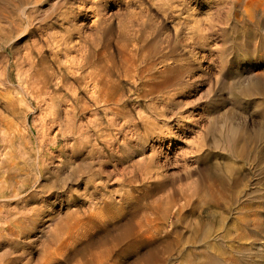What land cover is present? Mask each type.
I'll use <instances>...</instances> for the list:
<instances>
[{"label": "rangeland", "instance_id": "1", "mask_svg": "<svg viewBox=\"0 0 264 264\" xmlns=\"http://www.w3.org/2000/svg\"><path fill=\"white\" fill-rule=\"evenodd\" d=\"M171 1L177 6L176 10H183L174 12V15L180 17L179 21L191 20L187 23L189 26L182 25L179 30L178 19L170 17L169 11L163 12V9L157 7L159 4L155 6L156 1L153 0H0V114H3L0 115V120H3L0 121V162H3V165L0 163V264H186V259H189L187 264H210L211 261L215 263L216 259L217 263L221 261L220 264H264V20L257 10H253L257 13L252 12L251 20H246L238 7L232 13L230 6L224 1ZM87 2L93 5L90 7ZM80 5L83 9L79 8ZM93 8L107 16L103 18L104 21L101 19L102 23L97 19V11L94 12ZM148 12L154 17L161 14L156 16L157 20L152 18L153 23H150L148 18L151 19L152 15ZM136 14L140 17L139 20ZM163 14H167L166 19L165 15L161 17ZM66 16L67 20L64 18ZM69 18H72L71 22H68ZM159 18L163 21L160 22ZM106 22L109 24L106 25ZM134 22L139 30L134 29ZM136 23H139V26L142 24L143 27H140L145 28L143 30L147 31L146 33L150 30L151 38L146 40L149 42L152 39L154 42H149L150 47L153 45L152 50L160 51L164 48L162 53L166 49V53L170 51L168 55L176 52L167 56V63L162 62L169 64L170 61L171 72L167 71V74L157 78L154 88H138L116 71L121 64L118 55H121L125 41L124 31L126 36H133L136 31H140ZM98 24L102 28L105 24L106 28L103 29L106 30ZM201 24L203 27L207 24L210 27L206 25V29H211L205 31ZM69 25L73 29L77 27L73 30L76 33L71 31L73 41L82 40L84 37L86 45L89 44L87 40L90 41V47H95L96 44V47L91 49L99 50L98 53L102 52L105 56L102 60L97 59L98 61H104L107 65L116 62L111 67H116L114 73L117 75L115 74V77L113 73L111 80L117 82L122 79L115 84L114 89L122 87L120 90L124 91L117 89L115 92V96L122 100L116 107L122 108L121 113L115 115L114 111L102 112L101 107L85 104L90 106L86 107L82 102L80 105L83 107H79L78 103L72 104L70 110H65L64 104L58 103L59 93L53 95L55 100L51 101L58 105L56 112V106L55 109H48L46 104L40 106L31 94H28L29 91H25L26 81H31L34 75V69L31 68L34 63L31 61L37 59V47L42 43H45L42 46L46 47L45 40H52V36L57 38ZM108 25L110 26L107 27ZM160 25L164 27L163 31ZM193 25H200L204 33L201 42L196 43H199L198 45L189 39L191 34H185L189 30L191 33L190 27ZM118 31L119 34H116ZM109 32L110 35L107 34ZM156 32L159 33L158 36ZM106 36H110L111 43ZM113 38L119 43H115ZM118 38L122 41L117 40ZM131 40L134 38H129L127 44H130ZM120 43L121 48L115 47ZM183 45L188 49L183 48ZM107 51L113 55H107ZM108 56L112 63L107 61ZM162 63L155 69H162ZM189 69L190 71H187ZM75 71L77 72L76 69ZM84 74L86 73H82ZM29 76L31 78H28ZM164 77L167 83L161 86L165 83ZM171 80L178 84H172ZM87 81L88 85L92 83ZM170 84L175 91L168 88L171 87ZM82 87L84 86L81 85L78 90L79 98L86 95V90ZM89 89L94 91L92 86L88 87ZM158 89L164 92L161 93ZM151 91L157 95L152 93V96ZM9 99L21 101L23 104L19 103V106L17 103L16 107L11 108L7 105L15 114L9 113L7 109L5 101ZM26 106L28 108L25 109ZM64 110L67 112H63ZM122 110L125 113L122 114ZM51 112L53 113L50 115ZM59 114L64 116L60 117ZM73 114L75 117L71 116ZM73 117L74 121L71 120ZM141 117L148 120L147 123L138 122ZM154 123L157 126H154ZM76 128L83 136L79 135ZM152 130L159 131L160 134ZM151 131L155 135L150 134ZM15 158H18V161H14ZM7 161L13 166H9ZM4 164L7 165L6 169ZM10 168L13 170H9ZM205 175L220 177L223 180L225 178V182L228 179L226 183L232 188V193L227 195L225 201L218 203L222 211L217 205L210 204L204 194H200V185L204 182L203 179H206ZM155 176L158 177L156 181ZM192 189L198 192L193 195ZM179 207H183L182 210ZM221 215L226 218L224 223ZM218 218L223 221L220 219L219 222ZM204 219L209 225L204 224ZM152 221H157V224H152ZM154 225H159L155 226L159 233ZM219 226L220 229L215 228ZM207 230L210 233L208 231L206 234ZM193 231H197L196 234L200 237L204 236L199 237L200 242ZM204 247H208V250ZM208 253L214 254L211 257ZM185 254L191 256L192 262ZM208 256L211 261L206 260L209 259Z\"/></svg>", "mask_w": 264, "mask_h": 264}, {"label": "bare ground", "instance_id": "2", "mask_svg": "<svg viewBox=\"0 0 264 264\" xmlns=\"http://www.w3.org/2000/svg\"><path fill=\"white\" fill-rule=\"evenodd\" d=\"M103 1V0H102ZM133 1V0H132ZM141 1V0H140ZM153 1H156L155 3H154V5L155 6H157L158 4H159V6H157L158 8H160V9H163V12H165L166 13V11H169V13H168V15H170V17H174V19H175V17H176V19H178V22H177V24H179V25H177V27H178V29L180 30V28H181V26L183 25V26H186V25H188L189 24V22L191 21H189V22H185L184 20L183 21H179V16H175L174 14V12H179V11H183L182 9H175V8H177V6L176 5H174L173 4V2L170 0H153ZM175 1H177V0H175ZM174 1V2H175ZM183 1V0H182ZM187 1V0H186ZM219 1H224V2H226L230 7V9H231V11H232V13H233V10L236 8V10H237V7L241 10L240 12H242L243 13V15H244V17H245V19L246 20H251V16H252V12H253V10H257V11H260V13H261V19H263L264 20V0H219ZM83 2V1H82ZM93 2V1H92ZM99 2V1H98ZM115 2V1H114ZM128 2V1H127ZM135 2H137V1H135ZM139 2V1H138ZM137 2V3H138ZM147 2V1H146ZM88 3V2H87ZM100 3V2H99ZM103 3H105V2H103ZM142 3V2H141ZM145 3V2H144ZM153 3V2H152ZM183 3V2H182ZM219 3V2H218ZM223 3V2H222ZM84 4V3H83ZM89 4V3H88ZM120 4H121V2H120ZM119 4V5H120ZM127 4V3H126ZM125 4V5H126ZM132 4V3H131ZM151 4V3H150ZM177 4V3H176ZM178 4H179V1H178ZM82 5V4H81ZM81 5L79 6V8L81 7ZM93 4H89V6L91 7ZM99 5V4H98ZM127 5H129V4H127ZM126 5V6H127ZM183 5V4H182ZM83 6V5H82ZM131 6V5H130ZM133 6V5H132ZM139 6V5H138ZM152 6V5H151ZM180 6V5H179ZM185 6V5H184ZM88 7V6H87ZM95 7H96V5H95ZM94 7V8H95ZM117 7V6H116ZM136 7V6H135ZM140 7H141V5H140ZM156 7V8H157ZM82 8V7H81ZM85 8V7H84ZM94 8H93V10H94ZM100 8H101V6H100ZM123 8V7H122ZM124 8H126L125 6H124ZM131 8H133V7H131ZM130 8V9H131ZM137 8V7H136ZM142 8L144 9V7L142 6ZM154 8V7H153ZM157 8V9H158ZM181 8V7H180ZM71 9H73V8H71ZM70 9V10H71ZM83 9V8H82ZM88 9V8H87ZM90 9V8H89ZM92 9V8H91ZM108 9H110V8H108ZM119 9V8H118ZM118 9H117V11H118ZM128 9H129V7H128ZM143 9H141L140 8V10H143ZM148 9V8H147ZM146 9V10H147ZM173 9V10H172ZM174 9H175V11H174ZM229 9V10H230ZM238 9V10H239ZM75 10V9H74ZM77 10H78V8H77ZM80 10V9H79ZM105 10V9H104ZM122 10V9H121ZM134 11H135V9H133ZM136 10H138V9H136ZM150 10H151V7H150ZM149 10V12H151ZM156 10V9H155ZM235 10V11H236ZM73 11V10H72ZM82 11V10H81ZM85 11H86V9H85ZM97 11V12H96ZM98 11L99 10H94V12H96V17H97V19L99 20V22H101L102 23V20L101 19H103V18H105V13L103 14V12H102V14H100V13H98ZM124 11V10H123ZM87 12H88V10H87ZM92 12V11H91ZM114 12H115V10H114ZM139 12H141V11H139ZM143 12V11H142ZM148 12V14L149 15H152V14H150ZM162 12V11H161ZM184 12H185V10H184ZM66 13H68V11L66 12ZM83 13V12H82ZM82 13H81V15H82ZM93 13V12H92ZM110 12H108V14H109ZM115 13H118V12H115ZM120 13V12H119ZM145 13V12H144ZM156 13H158V12H156ZM155 13V14H156ZM180 13H182V12H180ZM231 13V12H230ZM231 13V14H232ZM254 13V12H253ZM255 13H257L256 11H255ZM254 13V14H255ZM65 14V13H64ZM69 14H71V13H69ZM79 14V13H78ZM98 14V15H97ZM138 14V13H137ZM136 14V15H137ZM143 14V13H142ZM161 14V13H160ZM160 14H156V16L157 15H160ZM236 14H237V16H238V13L236 12ZM235 14V15H236ZM66 15V14H65ZM91 15H94V14H91ZM90 15V16H91ZM110 15V14H109ZM112 15V14H111ZM110 15V16H111ZM118 15V14H117ZM135 15V14H134ZM140 15V14H139ZM146 15V14H145ZM145 15H142L143 17H145ZM165 15V16H164ZM167 14H163V15H161V17L162 16H164V18L165 17H167L166 16ZM176 15H177V13H176ZM67 16H69V15H67ZM67 16L66 17H64L66 20H67ZM71 16H72V14H71ZM75 16V15H74ZM74 16H73V18H74ZM138 16V15H137ZM136 16V17H137ZM156 16L154 17V15H152L151 16V19L153 18H155L156 20L158 19V18H156ZM259 16V15H258ZM79 17V16H78ZM107 17V16H106ZM116 17V16H115ZM114 17V18H115ZM254 17H256L255 15H254ZM253 17V18H254ZM94 18V17H93ZM112 18H113V16H112ZM111 18V19H112ZM139 16H138V20H139ZM242 18V17H241ZM81 19V18H80ZM108 19V18H107ZM107 19H105L106 21H107ZM110 19V18H109ZM136 19V20H137ZM142 19H144V18H142ZM142 19H140V20H142ZM150 18H148V20H150V23L152 22L153 23V19L151 20ZM160 19V18H159ZM166 19V18H165ZM164 19V20H165ZM168 19V18H167ZM183 19V18H182ZM187 19V18H186ZM240 19V18H239ZM255 19V18H254ZM65 20V21H66ZM76 20V19H75ZM94 20V19H93ZM96 20V19H95ZM113 20V19H112ZM132 20V19H131ZM135 20V21H136ZM161 20L162 19H160V22H161ZM189 20V19H188ZM213 20V19H212ZM233 20V19H232ZM64 21V20H63ZM63 21H61V22H63ZM72 21V18H69L68 19V22H71ZM92 21V20H91ZM103 21H104V19H103ZM130 21V20H129ZM128 21V22H129ZM145 21H147L146 19H145ZM144 20H143V22L144 23H146ZM159 21V20H158ZM163 21V20H162ZM168 21H170V20H168ZM208 21H210V20H208ZM214 21V20H213ZM218 21V20H217ZM238 21V20H237ZM255 21V20H254ZM253 21V22H254ZM67 22V23H68ZM84 22V21H83ZM94 22V21H93ZM109 22V21H108ZM132 23H133V20L131 21ZM139 22V21H138ZM141 22V21H140ZM139 22V23H140ZM142 22V23H143ZM165 22V21H164ZM172 22H173V20H172ZM214 22H216V20L214 21ZM230 22V21H229ZM64 23V22H63ZM79 23V22H78ZM85 23V22H84ZM95 23H97V22H95ZM104 23V22H103ZM111 23V22H110ZM139 23H136V25H138L139 26ZM144 23H143V25H144ZM147 23H148V21H147ZM159 23V22H158ZM167 23V22H166ZM166 23H164V24H166ZM171 23V22H170ZM176 23V22H175ZM188 23V24H187ZM218 24H219V22H217ZM241 24H242V22H240ZM68 24H70V23H68ZM74 24H76L75 22H74ZM81 24V23H80ZM88 24V23H87ZM92 24V23H91ZM91 24H90V26H91ZM94 24V23H93ZM92 24V25H93ZM106 25L107 24H109V23H105ZM105 24L103 25V28H106V27H104L105 26ZM130 24V23H129ZM160 24V23H159ZM163 24V25H164ZM208 24H210V23H208ZM217 24V25H218ZM62 25V24H61ZM64 25V24H63ZM66 25V24H65ZM71 25H73L72 23H71ZM77 25V24H76ZM82 25V24H81ZM102 25V24H101ZM132 25V24H131ZM131 25H130V27H131ZM142 24H140V26H141ZM150 25V24H149ZM148 25V26H149ZM153 25V24H152ZM156 26L158 25L157 24V22H156V24H155ZM154 25V27H156ZM173 25V24H172ZM175 25V24H174ZM173 25V26H174ZM202 25V24H201ZM207 25V24H206ZM206 25H204L205 27H203V25H202V28H205L206 29ZM243 25V24H242ZM75 26V25H74ZM96 26V25H95ZM98 26H100V24H98ZM97 26V28H100V27H98ZM110 25H108L107 27H109ZM122 26V25H121ZM125 26V25H124ZM126 26H128V25H126ZM139 26V27H140ZM145 26V25H144ZM147 26V25H146ZM189 26V25H188ZM194 26V25H193ZM190 27L191 28V33H189V28L187 29V30H189L188 31V33H186L185 32V34L187 35V34H191L190 35V38L189 39H191L193 42H195V44L197 43V42H201V38L203 37V32H202V30H201V26L199 27L198 25L197 26H194V27ZM207 26H209V25H207ZM210 26H211V24H210ZM209 26V27H210ZM212 26H213V24H212ZM60 27H62V26H60ZM65 27H67V26H65ZM78 27H80V26H78ZM129 27V26H128ZM134 27H135V22H134ZM133 27V28H134ZM141 27H143V26H141ZM140 27V31H136V33L135 34H133V36L131 35H129V36H126V33H125V27L122 29V31H124V34H125V41H124V43L122 44V43H120V45L119 46H115V47H120L121 46V44L123 45V48H122V52H121V55L119 54H117L118 56H120V63L121 64H119V70H118V68L116 69V71H118L119 72V75L120 74H122V76L125 78V80H131L130 82L132 83V84H135L137 87L139 86H151V87H153L154 85H155V83L156 82H154L157 78L159 79V77H161L163 74L165 75V73L167 72V71H169V72H171L169 69H170V61L168 62L169 64H164V63H162V62H164V61H166L165 59H167L168 60V58L169 57H167V56H171L172 54H176V52H174V53H172L171 55H168L169 53H170V51H168L169 53H166V49H165V51L162 53V50L164 49V48H161V50L160 51H156V50H152L151 49V47H153V45H151V47L149 46V42L151 41V42H153L152 41V39H150V41L148 42V40H149V37H150V28L148 29V28H146V29H148L149 30V32L148 33H146L143 29H145V28H141ZM151 27V26H150ZM153 27V26H152ZM151 27V28H152ZM154 27L152 28V30L154 29ZM160 27H161V25H160ZM159 27V28H160ZM214 27H216V26H214ZM70 28H72V26H68V28L67 29H65V28H63V29H65V30H63V31H65V32H63V34L61 33V35H57L58 37L57 38H55L54 39V37L51 35V34H49V36L51 35L52 36V40H50V39H47V40H45L44 38V42H46V47L44 46H42V44H41V46L40 47H37V51H36V54H35V56L37 57V59H36V61H31L32 62V64L34 63V67H31V68H33L34 69V75H32V78L30 77L31 76V74H30V76L28 77V78H31V81L30 80H28V81H26V83H25V91L27 92V91H29L28 92V94H31V97H33V100L35 99L36 101H37V103L38 104H40V106H42L43 104H46V107L48 108V109H52V108H54L55 106H56V112H57V104H54L53 102H51L52 101V99H54V96L53 95H55V94H58V96H59V98H58V103H62V104H64L63 106H64V108H65V110H70L71 108H72V104H74V105H77L78 103H79V107L80 106H82L83 107V105H85V104H91V105H93V106H95V107H101L102 109H103V111L102 112H113L114 111V114L116 115V114H119V113H121L120 111H121V109H120V106H119V109L118 108H116V107H118V105H119V103H122L121 101V99H120V97L118 98V97H116L115 96V92H117L116 90L118 89H116V90H114L115 89V84H118L119 82H121L122 81V79H121V81H118L117 80V82H116V80L114 81V80H111V78L113 79V76H112V74L114 73V68H116L115 66H114V68L113 67H111V66H113V65H115L116 64V62H115V64H109V65H107V64H104L102 61H98L97 59H101V58H103V57H105V56H103L102 55V52H100V53H98L99 52V50L98 51H96L95 49H91V47H93V48H95L96 47V44H95V47L94 46H91L90 47V41H88L87 40V42H89V44L87 43V45H86V40L84 41L83 40V36H81V37H83L82 38V40H76V39H74V40H76V41H73L72 40V34H71V31H73L75 28H77V27H74V29L72 28V29H70ZM86 28V27H85ZM96 28V29H97ZM102 28V27H101ZM102 28V29H103ZM111 28H112V26H111ZM119 28V27H118ZM162 29V31H163V28L164 27H161ZM183 29H184V27H182ZM186 28V27H185ZM242 28H243V26H242ZM245 28V27H244ZM79 29V28H78ZM78 29H76L77 31H78ZM82 29V28H81ZM109 29V28H108ZM107 29V30H108ZM134 29H136V27L134 28ZM165 29H166V27H165ZM175 29V28H174ZM177 29V30H178ZM211 28H208V29H206L205 31H208V30H210ZM83 30V29H82ZM99 30V29H98ZM103 30H106V29H103ZM129 30V29H128ZM127 30V32H128V34H130L129 33V31ZM130 30H131V28H130ZM136 30H139V29H136ZM142 30V31H141ZM157 30V29H156ZM155 30V31H156ZM182 30V29H181ZM185 30V29H184ZM213 30V29H212ZM214 30H215V28H214ZM213 30V32H214V34H215V31ZM80 31V30H79ZM109 31V30H108ZM111 31V30H110ZM113 31V30H112ZM115 31V30H114ZM119 31H121V30H119ZM119 31H118V33H116V34H119ZM133 30H131V32H132ZM165 31V30H164ZM183 31V30H182ZM73 32H75L76 33V31H73ZM103 32V31H102ZM115 32H117V31H115ZM166 32V31H165ZM164 32V33H165ZM176 32V31H175ZM212 32V31H211ZM210 32V33H211ZM48 33V32H47ZM78 33H80V32H78ZM111 33H113V32H111ZM120 33H122V32H120ZM157 33V32H156ZM164 33H163V36H165L164 35ZM168 33V32H167ZM166 33V34H167ZM180 33V32H179ZM184 33V32H183ZM203 33V34H202ZM53 34H55V33H53ZM85 34V33H84ZM83 34V35H84ZM104 34H106L105 32H104ZM107 34H109L110 35V32L109 33H107ZM115 34V35H116ZM152 34V33H151ZM161 34H162V32H161ZM168 34H170V33H168ZM176 34V33H175ZM174 34V35H175ZM177 34H178V32H177ZM212 34V33H211ZM103 35V34H102ZM153 35V34H152ZM159 35V33H157V35L156 36H158ZM171 35V34H170ZM173 35V34H172ZM179 35V34H178ZM178 35H176V37L178 38ZM37 36V35H36ZM43 36H44V34H43ZM79 36V35H78ZM105 36V35H104ZM118 36V35H117ZM123 36V35H122ZM188 36V35H187ZM214 36V35H213ZM44 37H46V35L44 36ZM85 37H86V35H85ZM106 37H108V36H106ZM110 37V36H109ZM109 37H108V41H109ZM116 37V36H115ZM166 37V36H165ZM205 37V36H204ZM211 38H212V36H210ZM41 38V37H40ZM47 38V37H46ZM80 38V37H79ZM120 38V37H119ZM119 38L117 39V40H119ZM129 38H134V40L130 43V44H127V42H128V39ZM148 38V40H146ZM151 38V37H150ZM152 38L154 39L155 37H153L152 36ZM158 38V37H157ZM160 38H162V37H160ZM167 38H169V37H167ZM180 39L182 38V36L181 37H179ZM186 38V37H185ZM206 38V37H205ZM35 39V38H34ZM42 39V40H43ZM87 39V38H86ZM114 40H115V38H113ZM124 39V38H123ZM159 39V38H158ZM172 39V36H171V38H170V40ZM206 39H208V38H206ZM205 39V40H206ZM36 40V39H35ZM37 40H38V37H37ZM42 40H40L41 42H42ZM103 40H104V38H103ZM111 40V39H110ZM114 40H113V42H114ZM121 40V39H120ZM119 40V41H120ZM156 40V39H155ZM174 40V39H173ZM188 42H189V40L188 39H186ZM190 40V41H191ZM105 41H106V39H105ZM104 41V42H105ZM108 41H106L107 43H108ZM122 41V40H121ZM146 41L148 42V43H146ZM158 41V40H157ZM157 41H156V43H157ZM164 41V40H163ZM166 41V40H165ZM164 41V42H165ZM178 41H179V39H178ZM182 41V40H181ZM180 41V42H181ZM207 41V40H206ZM93 42V41H92ZM167 42H169V39L167 40ZM180 42H178V43H180ZM208 42H209V40H208ZM37 43H40V42H37ZM98 43V42H97ZM102 43H103V41H102ZM107 43H105V44H107ZM109 43H111L110 41H109ZM115 43H119V42H117L116 40H115ZM171 43H173V42H171ZM182 43H184L183 41H182ZM192 43V42H191ZM211 43V42H210ZM36 44V43H35ZM45 44V43H44ZM43 44V45H44ZM99 44H100V42H99ZM153 44H154V42H153ZM168 45H169V43H167ZM186 45H189V44H187V43H185ZM199 44V43H198ZM198 44H196V45H198ZM203 44V43H202ZM40 45V44H39ZM88 45H89V47H88ZM92 45H93V43H92ZM98 45V44H97ZM100 45H103V44H100ZM117 45V44H116ZM162 45H165V44H162ZM167 45V46H168ZM174 45H178V44H174ZM173 45V46H174ZM204 45V44H203ZM99 46V45H98ZM156 46V45H155ZM155 46H154V48H155ZM158 46H160V45H158ZM182 45L180 44V47H181ZM185 45H183V48H185L184 47ZM193 46V45H192ZM210 46V45H209ZM100 47V46H99ZM105 47V46H104ZM108 47H109V45H108ZM108 47L106 48V49H108ZM110 47H112V44L110 45ZM122 47V46H121ZM120 47V48H121ZM164 47V46H163ZM172 47V46H171ZM175 47V46H174ZM179 47V46H178ZM194 47H195V45H194ZM35 48H36V46H35ZM98 48V47H97ZM117 48H116V50H117ZM173 48V47H172ZM177 48V47H176ZM182 48V49H183ZM187 49H188V47H186ZM185 48V49H186ZM193 48V47H192ZM192 48L190 49V50H192ZM202 48V47H201ZM103 49V48H102ZM119 49V48H118ZM158 49V48H157ZM185 49H183V50H185ZM186 49V50H187ZM101 50V49H100ZM112 50V49H111ZM168 50H169V48H168ZM194 50H196V48L194 49ZM35 50H33V52H34ZM104 51V50H103ZM113 51V50H112ZM119 51V50H118ZM121 51V50H120ZM172 51V50H171ZM175 51H177V50H175ZM189 51V50H188ZM193 51V50H192ZM197 51V50H196ZM106 52V51H105ZM173 52V51H172ZM194 52V51H193ZM118 53V52H117ZM120 53V52H119ZM192 53V52H191ZM71 54L73 55V56H71ZM74 54H75V56H74ZM190 54V53H189ZM194 54H196V52L194 53ZM29 55H31V54H29ZM32 55H33V53H32ZM31 55V56H32ZM104 55H106V53L104 54ZM107 55H109V56H112L113 55V53H112V55H110V53L108 54V51H107ZM181 55V54H180ZM192 55V54H191ZM34 56V55H33ZM34 56V57H35ZM71 56V57H70ZM109 56H108V60L107 61H109V62H111L112 63V61H110L109 60ZM174 56V55H173ZM30 57V56H29ZM35 57V58H36ZM70 57V58H69ZM184 57V56H183ZM33 58V57H32ZM32 58L30 59V60H32ZM114 58V57H113ZM176 58V57H175ZM175 58H173V60L175 59ZM180 58V57H179ZM193 59H194V57H192ZM104 59V58H103ZM112 59V58H111ZM115 59V58H114ZM170 59H172V57L170 58ZM189 59H190V57H189ZM29 60V61H30ZM102 60V59H101ZM178 60V59H177ZM106 61V60H105ZM116 61V60H115ZM118 61V60H117ZM176 61V60H175ZM174 61V63L175 64H177L178 65V63L177 62H175ZM181 61V60H180ZM192 61V60H191ZM191 61H190V63H191ZM197 61V60H196ZM195 61V62H196ZM108 62V63H109ZM187 62V61H186ZM185 62V63H186ZM67 63H69V64H67ZM107 63V62H106ZM163 64L162 65V69H155V67L156 66H158L159 64ZM166 63H167V61H166ZM180 63V62H179ZM188 63V62H187ZM193 63V62H192ZM191 63V64H192ZM117 64H118V62H117ZM182 64V63H181ZM190 64V65H191ZM31 65V64H30ZM173 65V64H172ZM188 65V64H187ZM189 65V66H190ZM32 66V65H31ZM160 66V65H159ZM176 66V65H175ZM193 66V65H192ZM76 67V68H75ZM179 67H181V66H179ZM157 68V67H156ZM173 68V67H172ZM184 68H185V66H184ZM75 69L77 70V72L75 71ZM92 69V70H91ZM188 69V68H187ZM191 69V68H190ZM190 69L189 70H187V71H190ZM175 70V69H174ZM180 70V69H179ZM192 70V69H191ZM115 71V72H116ZM31 72H32V70H31ZM173 72V71H172ZM181 72V71H180ZM184 72V71H183ZM82 73H86V74H84V75H82ZM174 73V72H173ZM176 73V72H175ZM187 73V72H186ZM27 74V73H26ZM33 74V73H32ZM115 74L116 73H114V76H115ZM167 74V73H166ZM176 74H178V73H176ZM175 74V75H176ZM181 74H182V72H181ZM184 74V73H183ZM28 75V74H27ZM117 75V74H116ZM173 75V74H172ZM116 77V76H115ZM119 77V76H118ZM121 77V76H120ZM122 77V78H123ZM167 77V76H166ZM174 77V76H173ZM178 77H180V76H178ZM26 78V77H25ZM25 78H23L24 80H25ZM27 78V79H28ZM182 78V77H181ZM119 79V78H118ZM161 79V78H160ZM164 79V81H165V77L163 78ZM162 79V80H163ZM166 79H168V78H166ZM180 79V78H179ZM179 79H178V81H179ZM87 80H90V81H92V83L90 84V85H88V81ZM170 80V79H169ZM90 81H89V83H90ZM126 81V82H127ZM159 82V81H158ZM162 82V81H161ZM171 82H172V80H171ZM23 83V82H22ZM21 83V84H22ZM128 83V82H127ZM166 81H165V83L163 84V83H160V84H163V85H161V86H164V85H166ZM168 83H170V82H168ZM172 84H178L177 82L176 83H174V82H172ZM77 86V88H76V86ZM81 85H83L84 87H82L84 90H86V95L85 96H82L83 98H79L80 97V95H79V97H78V90H79V88L81 87ZM121 85V84H120ZM168 85V84H167ZM171 85V84H170ZM7 86V85H6ZM24 86V85H23ZM90 86H92V89L94 88V91L92 92L91 91V89H89L88 90V87H90ZM117 86V85H116ZM158 86V85H157ZM160 86V85H159ZM160 86V87H161ZM174 86V85H173ZM119 87V86H118ZM138 87V88H139ZM151 87H148V88H151ZM156 87V86H155ZM167 87V86H166ZM175 87V86H174ZM21 88V87H20ZM122 88V87H121ZM121 88H119L118 90H120ZM134 88V87H133ZM137 88V89H138ZM154 88V87H153ZM152 88V89H153ZM162 88V87H161ZM168 88H173L172 87V85H171V87H168ZM147 89V88H146ZM157 89V88H156ZM83 90V93L85 94V91ZM123 90V89H122ZM122 90H120V91H122ZM151 90V89H150ZM158 90H160V89H158ZM173 90H174V88H173ZM22 91V90H21ZM25 91H24V93H25ZM144 92L146 91V90H143ZM156 91V90H155ZM170 91V90H169ZM175 91V90H174ZM122 92H124V91H122ZM135 92H136V90H135ZM148 92H149V90H148ZM160 92H161V90H160ZM159 92V93H160ZM162 92H164L163 90H162ZM161 92V93H162ZM6 93H8V92H6ZM20 93V92H19ZM121 93V92H120ZM140 93H142V91L140 92ZM151 93V95H152V93H153V91H151L150 92ZM155 93V92H154ZM153 93V94H154ZM158 93V92H157ZM160 93V94H161ZM0 94H2V93H0ZM12 94V93H11ZM28 94H27V96H28ZM80 94H81V92H80ZM116 94H118V93H116ZM123 94V93H122ZM121 94V95H122ZM147 94H149V93H147ZM4 95V94H3ZM25 95V94H24ZM83 95V94H82ZM150 95V96H151ZM155 95V94H154ZM154 95H152V96H154ZM157 95V94H156ZM155 95V96H156ZM166 95L168 96V92L166 93ZM139 96V95H138ZM144 96H146V95H144ZM161 96V95H160ZM2 97V96H1ZM12 97H14V96H12ZM22 97H24V96H22ZM25 97H26V95H25ZM139 97H141V96H139ZM138 97V98H139ZM162 97V96H161ZM161 97H158V99H161ZM163 97H164V93H163ZM169 97V96H168ZM167 97V99L169 100L170 98H168ZM170 97H172L173 98V96H171L170 95ZM6 98V97H5ZM16 98V97H15ZM56 98V97H55ZM143 98V97H142ZM141 98V99H142ZM165 98V97H164ZM1 99V98H0ZM19 99V98H18ZM17 99V100H18ZM21 99V98H20ZM19 99V100H20ZM24 99V98H23ZM148 99V98H147ZM150 99V98H149ZM153 99V98H152ZM18 100V101H19ZM55 100V99H54ZM151 100V99H150ZM154 100V99H153ZM171 100V99H170ZM15 101L16 100H13V99H9L8 101H5L6 103V106L8 105L9 106V108H11V106H13V107H16V104L17 105H19V103H21V101H19V102H17L16 101V103H15ZM25 101H26V98H25ZM50 101V102H49ZM3 102H4V100H3ZM2 102V103H3ZM31 102V101H30ZM84 103L83 105H80V103ZM150 102H152V100L150 101ZM155 102V101H154ZM157 102V101H156ZM1 103V104H2ZM81 103V104H82ZM22 104V103H21ZM26 104H27V101H26ZM29 104V103H28ZM60 104H59V107H60ZM150 104H152V103H150ZM23 105V104H22ZM30 105V104H29ZM1 106V105H0ZM5 106V107H6ZM8 106H7V109H8ZM20 106V105H19ZM86 106V105H85ZM87 106H89V105H87ZM86 106V107H87ZM38 107V106H37ZM71 107V108H70ZM90 107V106H89ZM92 107V106H91ZM3 108H4V106H3ZM25 109L26 108H28L27 106L26 107H24ZM30 108V107H29ZM40 108V107H39ZM38 108V109H39ZM42 108V107H41ZM46 108V109H47ZM70 108V109H69ZM107 108V109H106ZM5 109V108H4ZM15 109V108H14ZM18 109V108H17ZM44 109V108H43ZM55 109V108H54ZM80 109V108H79ZM83 109H85V108H83ZM92 109V108H91ZM90 109V110H91ZM94 109V108H93ZM97 109V108H96ZM101 109V110H102ZM1 110H2V108H1ZM12 110V109H11ZM19 110V109H18ZM28 110V109H27ZM61 110V109H60ZM63 110V109H62ZM63 111V112H67V111ZM72 110H74V109H72ZM87 110H88V108H87ZM3 111V110H2ZM8 111H9V113L11 112L9 109H8ZM14 111V110H13ZM17 111V110H16ZM39 111V110H38ZM53 111V110H52ZM55 111V110H54ZM94 111V110H93ZM97 111V110H96ZM99 111V110H98ZM5 112V111H4ZM15 112V111H14ZM14 112H11V113H14ZM50 112V111H49ZM61 112V111H60ZM60 112H58V113H60ZM62 112V113H63ZM70 112V111H69ZM68 112V113H69ZM73 112V111H72ZM82 112H84V111H82ZM95 112V111H94ZM123 110H122V114H123ZM131 112V111H130ZM48 113V112H47ZM53 112H51L50 113V115L52 114ZM67 113V114H68ZM77 113V112H76ZM86 112H84V114H85ZM97 113V112H96ZM125 113V112H124ZM15 114V113H14ZM49 114V113H48ZM55 114V113H54ZM0 115H2L3 116V114H0ZM5 113H4V117H5ZM13 115V114H12ZM63 116H64V114H62ZM62 115H60L59 114V116L61 117ZM80 115V114H79ZM104 115V114H103ZM106 115V114H105ZM104 115V116H105ZM128 115H129V113H128ZM141 115V114H140ZM2 116H0V117H2ZM47 116V115H46ZM70 116V115H69ZM69 116H67V118L69 117ZM71 116H74L75 117V115L73 114V115H71ZM118 116V115H117ZM139 116V115H138ZM143 116V115H142ZM7 117V116H6ZM5 117V118H6ZM48 117V116H47ZM51 117H54V116H51ZM74 117L73 118H71V120L72 119H74ZM39 118V117H38ZM1 119V118H0ZM7 119V118H6ZM51 120H55V119H52V118H50ZM57 119V118H56ZM65 119V118H64ZM150 119V118H149ZM50 120V121H51ZM63 120V119H62ZM68 120H69V118H68ZM126 120H128V119H126ZM130 120V119H129ZM1 121V120H0ZM3 121V120H2ZM1 121V122H2ZM6 121V120H5ZM72 121H74V120H72ZM131 121V120H130ZM140 121H143V122H145V123H147V121L148 120H146V119H143L142 117L141 118H139V121L138 122H140ZM154 121V120H153ZM0 122V123H1ZM52 122V121H51ZM54 122H56V121H54ZM127 122V121H126ZM6 123H7V121H6ZM145 123H143V124H145ZM151 123H152V121H151ZM55 124V123H54ZM135 124V123H134ZM148 124H149V122H148ZM157 124V123H156ZM3 125V124H2ZM137 125H139V124H137ZM151 125V124H150ZM153 125V124H152ZM141 126H143V125H141ZM154 126H157V125H155V123H154ZM9 127H10V125H9ZM143 127H145V126H143ZM147 127V126H146ZM145 127V128H146ZM148 127H149V125H148ZM152 127V126H151ZM150 128V127H149ZM144 129V128H143ZM153 129H154V127H153ZM162 129V128H161ZM167 130H168V128H166ZM76 130H77V128H76ZM147 130V129H146ZM157 130V129H156ZM222 130V129H221ZM228 130V129H227ZM9 131V130H8ZM75 131V130H74ZM78 131V130H77ZM80 131V130H79ZM78 131V132H79ZM85 131V130H84ZM150 131V130H149ZM153 132L155 131V130H152ZM152 131H151V133L150 132H148V134L150 133V134H152ZM160 131H162V130H160ZM170 131V130H169ZM230 131H233V129L231 130L230 129ZM235 131V130H234ZM5 132V131H4ZM159 133V131H155L154 133ZM225 132V131H224ZM224 132L222 133L223 134V136L225 137V135H224ZM228 132V131H227ZM70 133V132H69ZM164 133V132H163ZM234 133V132H233ZM236 133V132H235ZM234 133V134H235ZM237 133H238V131H237ZM236 133V134H237ZM8 134H10V131H9V133ZM8 134H6V135H8ZM73 134V136L75 135L74 133H72ZM72 134H70V135H72ZM78 134V133H77ZM160 134V133H159ZM158 134V135H159ZM162 134V133H161ZM171 134V133H170ZM221 134V135H222ZM230 134V133H229ZM238 134H240V133H238ZM12 135V134H11ZM79 135H80V132H79ZM152 135H155V134H152ZM227 135V134H226ZM231 135H233L232 133H231ZM230 135V136H231ZM72 136V137H73ZM80 136H83L82 135V133H81V135ZM143 136V135H142ZM150 136V135H149ZM165 136V135H164ZM172 136H174V134L172 135ZM229 136V135H228ZM229 136V137H230ZM238 136V135H237ZM239 136H241V135H239ZM65 137V136H64ZM71 137V138H72ZM145 137V136H144ZM159 137V136H158ZM171 137V136H170ZM175 137V136H174ZM223 137V138H224ZM233 137H234V135H233ZM68 138V137H67ZM70 138V139H71ZM79 138V137H78ZM77 138V139H78ZM80 138H82L83 139V137H80ZM172 138V137H171ZM177 138V137H176ZM222 138V139H223ZM158 139V138H157ZM230 139V138H229ZM236 139V138H235ZM239 140H241L240 139V137L238 138ZM75 141H76V139H75ZM223 141H225V140H223ZM77 142V141H76ZM238 142H240V141H238ZM224 143V142H223ZM241 143V142H240ZM76 144V143H75ZM225 144V143H224ZM237 145H239V143L237 144ZM236 145V146H237ZM235 146V147H236ZM155 147V146H154ZM159 148V147H158ZM161 149V148H160ZM153 150V149H152ZM155 151V150H154ZM152 153H154V152H152ZM152 156H154V155H152ZM151 156V157H152ZM4 157V156H3ZM4 158H6V157H4ZM10 159H11V157H9ZM14 158V157H13ZM150 158V157H149ZM153 158V157H152ZM7 159V158H6ZM9 159V160H10ZM16 159V158H15ZM18 159V158H17ZM14 160V161H18V160ZM151 159V158H150ZM149 159V160H150ZM1 160V159H0ZM153 160V159H152ZM2 161V160H1ZM11 161V160H10ZM8 162V161H7ZM20 162V161H19ZM18 162V163H19ZM147 162H149V161H147ZM151 162V161H150ZM1 164L3 163V162H0ZM9 164V166L10 165H12V164H10V162H8ZM15 163V162H14ZM13 163V164H14ZM6 164V163H5ZM4 164V165H5ZM149 164H151V163H149ZM148 164V165H149ZM3 165V164H2ZM19 165H21V164H19ZM152 165V164H151ZM6 166L7 165H5V169H6ZM13 166V165H12ZM150 166V165H149ZM207 167V166H206ZM13 168V167H12ZM12 168H10L9 170H11ZM18 168V167H17ZM20 168V167H19ZM18 168V169H19ZM203 168H205V166L203 167ZM2 169H3V167H2ZM14 169V168H13ZM12 169V170H13ZM207 169V168H206ZM21 170V169H20ZM203 170V169H202ZM201 170V171H202ZM211 170V169H210ZM2 171H4V170H2ZM205 172H206V170H204ZM209 171V170H208ZM10 172V171H9ZM160 172V171H159ZM158 172V174H160ZM204 172V173H205ZM2 173V172H1ZM4 173V172H3ZM8 173V172H7ZM120 173V172H119ZM216 173V172H215ZM208 174H210V173H208ZM5 175H6V173H5ZM161 175V174H160ZM199 175V174H198ZM217 175H218V173H217ZM4 176V175H3ZM3 176H2V178H3ZM9 176V175H8ZM153 176V175H152ZM158 176V175H157ZM201 176V175H200ZM204 176V175H203ZM1 177V176H0ZM202 177V176H201ZM205 177H206V175H205ZM204 177V178H205ZM9 178H11V177H9ZM8 178V179H9ZM155 178H156V176H155ZM158 178V177H157ZM157 178L156 179H154V181H156L157 180ZM227 178V177H226ZM153 179V178H152ZM159 179H160V177H159ZM204 180V182L200 185V183H199V185H200V194L202 193V194H204V198H207V200H209V202H210V204H214V206H216L217 205V208L219 209V205L220 204H218V203H220L221 201H223L226 197H227V195H229V193H232L231 191H232V188L230 187V185H228L226 182L228 181V179H227V181L225 182L224 180H226L225 178H224V180L222 179V178H216L215 176L213 177V176H210V175H208L207 177H206V179H203ZM240 180V179H239ZM1 181V180H0ZM4 181H6V179L4 180ZM3 181V182H4ZM199 181V180H198ZM231 181V180H230ZM237 179H236V182L235 183H237ZM241 182V181H240ZM154 183H157V182H154ZM196 183H197V181H196ZM195 183V184H196ZM228 183H230V182H228ZM1 184V183H0ZM3 184V183H2ZM153 184V183H152ZM241 184V183H240ZM239 184V186H241ZM157 185V184H156ZM197 185V184H196ZM199 185H197V187H199ZM235 185V184H234ZM237 185V184H236ZM195 187V186H194ZM196 189V188H195ZM195 189H192V194L195 192V193H197L198 191H199V189H198V191L197 190H195ZM234 189H236V187L234 188ZM193 190H195V191H193ZM197 191V192H196ZM237 191V190H236ZM234 192V191H233ZM195 193L193 194V195H195ZM235 193V192H234ZM233 193V194H234ZM201 194V195H202ZM201 195H200V197H201ZM231 195V194H230ZM184 196H186V194L184 193ZM203 196V195H202ZM230 198L231 197H229V200H230ZM234 199H235V197H233ZM233 199V200H234ZM233 200H231V201H233ZM199 201L201 202V199H199ZM225 201V200H224ZM203 202H204V200H203ZM228 202V201H227ZM227 202H226V204H227ZM230 202V201H229ZM225 203V202H224ZM202 204V203H201ZM205 204H206V202H205ZM204 204V207L206 206V205H208V204H206L205 205ZM229 205H230V203H229ZM203 207V206H202ZM227 207V206H226ZM246 207V206H245ZM180 208V207H179ZM181 208H183V207H181ZM180 208V209H181ZM216 208V209H217ZM221 208H222V206H221ZM247 208V207H246ZM215 209V208H214ZM182 210V209H181ZM208 210V209H207ZM219 210H223V209H219ZM225 210V209H224ZM229 210V209H228ZM228 210H227V212H228ZM241 210V209H240ZM159 212H160V210H158ZM216 211H218V210H216ZM226 211V210H225ZM159 212H157V213H159ZM205 212V211H204ZM227 212H225V213H227ZM203 213V212H202ZM204 214V213H203ZM221 214V213H220ZM223 214H224V211H223ZM157 216L156 217H158V214H156ZM225 215H227V214H225ZM162 216H163V214H162ZM222 216V215H221ZM228 216V215H227ZM229 216H230V214H229ZM228 216V217H229ZM160 217V216H159ZM217 217H219V214H218V216ZM226 217V216H225ZM161 218V217H160ZM224 220H222V219ZM220 219H221V221H223V223L225 222V219H224V217L222 216ZM155 219V218H154ZM153 219V220H154ZM157 219H159V218H157ZM219 219V218H218ZM220 219H219V222H221L220 221ZM164 220V219H163ZM205 220V219H204ZM158 221H160V220H158ZM161 221H162V218H161ZM6 222V221H5ZM160 223H162V222H160ZM160 223H158L159 225H160ZM202 223H203V221H202ZM202 223H200V224H202ZM217 223H218V221H217ZM222 223V224H223ZM152 224H157V221L156 222H153L152 221ZM204 224H208V221H206L205 220V223ZM226 224V226H227V223H225ZM7 225V224H6ZM15 225V224H14ZM158 225V226H159ZM209 225V224H208ZM156 225H154L153 227H155ZM158 226H156V227H158ZM161 226V225H160ZM210 226L213 228V226L210 224ZM156 227H155V230H156ZM163 227V226H162ZM162 227H161V229H162ZM187 227V226H186ZM206 227H208V226H206ZM211 227H209V228H211ZM221 227H223V226H221ZM202 228V227H201ZM208 228V229H209ZM216 229H220V226L219 227H215ZM153 229V228H152ZM158 229V228H157ZM160 229V228H159ZM197 231H199L198 230V228L196 229ZM210 230V229H209ZM209 230H207V232H205L206 234L208 233V231ZM213 229H211L210 231H212ZM215 230V229H214ZM158 230H156V232H157ZM197 231H193V233H195L196 234V232ZM210 231H209V233H210ZM215 231H217V230H215ZM220 231V230H219ZM200 232V231H199ZM203 232V231H202ZM214 232V231H213ZM157 233H159V232H157ZM198 233V232H197ZM201 233V232H200ZM212 233V232H211ZM202 234H204V233H202ZM206 234H204V235H206ZM213 234V233H212ZM235 234V233H234ZM193 235V234H192ZM197 235V234H196ZM196 235H194V236H196ZM209 235V234H208ZM194 236H192L193 237V239H194ZM207 236V235H206ZM197 237H198V241H199V237H200V235L198 236L197 235ZM197 237L195 238V239H197ZM201 237H204V236H201ZM200 237V238H201ZM209 237H210V235H209ZM206 238V237H205ZM208 238V237H207ZM206 238V239H207ZM202 239H204V238H202ZM205 239V240H206ZM210 238H208V240H209ZM67 240V239H66ZM205 240H201L202 242H204ZM63 241V240H62ZM196 242H197V240H196ZM200 242V241H199ZM206 242H208V241H206ZM210 242V241H209ZM221 243H223L222 241H221ZM205 244V243H204ZM203 244V245H204ZM218 244H220V243H218ZM210 245V244H209ZM212 245V244H211ZM208 246V245H207ZM218 246H220V245H218ZM223 246V245H222ZM221 246V247H222ZM209 247H211V246H209ZM216 247H217V245H216ZM55 248V247H54ZM205 248V247H204ZM208 248V247H207ZM207 248H205V249H207ZM217 249H219V248H217ZM221 249V248H220ZM202 250H204V249H202ZM208 250V249H207ZM223 250V249H222ZM221 251V250H220ZM219 250H218V252H220ZM189 252V251H188ZM192 252V251H191ZM204 252V251H203ZM205 252H206V250H205ZM211 252V251H210ZM207 253V252H206ZM217 253V252H216ZM216 253H215V255H216ZM222 253H224V251L222 252ZM191 254V253H190ZM197 254V253H196ZM196 254H195V256H196ZM212 254H214V253H212ZM212 254L211 255H209V253H208V255L209 256H211L212 257ZM220 254V253H219ZM185 255H187L188 257H189V255L188 254H185ZM202 256V254H199V256ZM194 256V255H193ZM199 256H197V258L199 257ZM207 256V255H206ZM209 256H208V258H209ZM214 256V255H213ZM219 256V255H218ZM186 257V256H185ZM184 257V258H185ZM188 257H186V258H188ZM215 257H217V256H215ZM52 258V257H51ZM183 258V259H184ZM190 259H191V256L189 257ZM193 258V257H192ZM204 258V257H203ZM202 258V259H203ZM214 258V257H213ZM194 259V258H193ZM200 258H198V260H199ZM185 260V259H184ZM189 260V259H188ZM188 260L186 259V261L188 262ZM201 260V259H200ZM199 260V261H200ZM206 260H209V261H211L210 260V258L209 259H206ZM212 260H214V259H212ZM194 261V260H193ZM195 261H196V259H195ZM208 261V262H209ZM215 261V260H214ZM217 261H218V259H216V262L215 263H217ZM219 261H220V259H219ZM47 262V261H46ZM159 262H161V261H159ZM162 262H163V260H162ZM187 262H185L186 264H187ZM191 262H192V259H191ZM198 262V261H197ZM205 262V261H204ZM204 262H202V263H204ZM207 263V262H206ZM205 263V264H206ZM215 263H213L212 261H211V263L210 264H215ZM219 264L221 263V261L220 262H218ZM217 263V264H218ZM223 263H224V261H223ZM227 263V262H226ZM157 264V263H156ZM164 264H165V262H164ZM209 264V263H208Z\"/></svg>", "mask_w": 264, "mask_h": 264}]
</instances>
